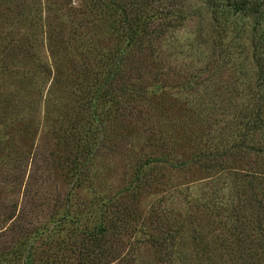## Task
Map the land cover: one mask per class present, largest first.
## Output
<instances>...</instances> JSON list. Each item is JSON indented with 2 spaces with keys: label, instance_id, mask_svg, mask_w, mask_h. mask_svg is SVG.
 <instances>
[{
  "label": "trees",
  "instance_id": "1",
  "mask_svg": "<svg viewBox=\"0 0 264 264\" xmlns=\"http://www.w3.org/2000/svg\"><path fill=\"white\" fill-rule=\"evenodd\" d=\"M12 1L16 7L20 6L16 14L24 23L28 11L31 12L29 0ZM63 1L65 4L59 3L58 9L76 12V25L70 27L73 36L69 38L76 41V52L84 69L79 66L72 79L65 76L60 80L62 87H69L76 94L69 105L57 98L52 100L51 109L58 111L60 119L54 131V149L43 157L37 152L34 154L35 151L31 153L30 145L15 152L14 177L17 183L24 182V188L20 205L14 203L10 215L15 235L9 259L18 264H137L134 253L125 251L126 241H122L131 231L138 233L134 241H149L154 246L156 254L152 264H264L263 170L250 171V178L246 183L237 184L232 195L216 188L215 193L219 195L211 202L212 212L223 215L222 224L226 223L224 217L231 221V226L226 228L229 234L214 231L208 246L194 239L197 243L193 241L189 253L177 247L184 232L182 218L158 202L151 205L148 213L140 211L137 205L141 193L159 183V165L180 166L193 161L203 163L206 169H231L243 161V152L262 151L264 140L256 135L264 130L262 104L253 109H239L236 120L228 126L230 133L219 130L220 139L207 138L208 146L195 150L187 159L175 153L178 135L168 137L160 128L155 135L149 130L148 141L152 140L149 155L135 160L127 186L118 190L117 195L99 196L94 206H89L90 213L84 207L76 212L66 208L60 212L63 201L47 189L48 182L57 176V181L60 177L62 181L67 179L71 188L90 184L93 159L112 143V126L135 110L133 104L127 103L146 96L140 94L143 92H148L150 97L145 99L149 101L158 100V94L161 96L157 91L164 84L158 81V76L151 80L152 87L149 82L142 85L149 73L144 60L162 56L157 48L159 42L169 35L170 27L172 30L179 26L187 15L186 0H78L76 6L71 5L73 0ZM201 1L208 4L215 21L230 13H255L263 3V0ZM100 35L112 38L109 48L100 44ZM62 43L55 40L53 48ZM35 50L33 70L44 72L46 66ZM89 72L93 75L88 79ZM22 102L29 106V101L21 97L19 104ZM159 105L154 109L161 112L163 108ZM204 106H199L197 112L189 106V111L194 117L200 113L198 121L208 136L217 121L208 117L214 107ZM22 109L18 107L17 112ZM47 109L46 104V112ZM161 113L164 115L160 123L155 121L159 127L166 124L167 111ZM220 113L224 115L226 110ZM241 176L239 182L244 180L243 172ZM231 196L240 197L239 204L232 200L224 202L225 197ZM50 203L51 210H45L46 216L42 210ZM194 237L197 238L195 234Z\"/></svg>",
  "mask_w": 264,
  "mask_h": 264
},
{
  "label": "rangeland",
  "instance_id": "2",
  "mask_svg": "<svg viewBox=\"0 0 264 264\" xmlns=\"http://www.w3.org/2000/svg\"><path fill=\"white\" fill-rule=\"evenodd\" d=\"M262 2L255 13H230L215 21L208 4L201 0H186L185 19L172 30L170 27L169 35L157 46L162 56H149L144 60L149 73L142 85L149 82L152 87L151 80L158 76V81L164 84L156 90L161 96L156 95L158 100L154 103L146 100L150 95L143 92L140 94L146 96H138L134 102L127 103L133 104L135 110L112 126V143L93 159L90 184L71 188L67 179L62 181L60 177L57 181L56 175L51 178L47 189L63 201L60 212L65 208L76 212L83 207L88 211L99 196L117 195L118 190L127 186L135 160L149 155L152 141H148L149 130L155 135H158V128L168 137L178 135L175 153L187 159L195 150L207 145V138L220 139L219 130L230 133L228 126L236 120L239 109H253L257 104L264 107V0ZM59 3L65 4L62 0H29L31 12L28 11L23 23L16 14L20 6L16 7L12 0H0V264H18L9 259L15 235L10 215L13 204L20 205L24 188V182L19 184L14 177L15 152L30 145L31 153L35 151L34 154L37 152L43 157L54 149V131L60 119L58 111L51 109L52 100L57 98L69 105L76 94L73 89L62 87L60 80L65 76L72 79L79 66L84 69L76 52V41L69 38L73 36L70 27L76 25V12H63L58 9ZM77 3L78 0H73L71 5ZM98 38L104 47L112 45V38L106 35ZM55 40L56 43L63 41L57 49L53 48ZM34 50L46 71L33 70L36 67ZM88 75L89 79L93 72ZM21 97L29 101V106L24 102L19 104ZM158 103L163 108L161 112L167 111L166 124L161 122L160 127L157 123L164 113L154 109ZM204 105L214 107L208 117L217 121L208 136L198 121L200 113L194 117L189 111V106L197 112L199 106ZM18 107L23 108L19 113ZM223 109L226 110L224 115L220 113ZM261 114L264 116V108ZM256 135L264 140V130ZM243 156V161L230 170L206 169L203 163L193 161L180 166L159 165L160 181L141 193L138 209L148 213L151 205L158 202L182 218L184 232L177 246L181 252H191L194 239L202 240L200 244L208 246L214 231L229 234L226 228L231 226V221L225 217L226 223L222 224L223 215L217 216L215 210L212 212L211 202L219 195L215 193L216 188L232 195L237 184L247 182L250 171H264V148L259 152H243ZM240 171L244 182H239ZM240 197L223 200L239 204ZM49 206L51 203L42 213L51 210ZM194 234L197 238H193ZM135 235L138 233L131 231L124 235V250L134 253L137 264H152L156 254L154 246L149 241H134Z\"/></svg>",
  "mask_w": 264,
  "mask_h": 264
}]
</instances>
